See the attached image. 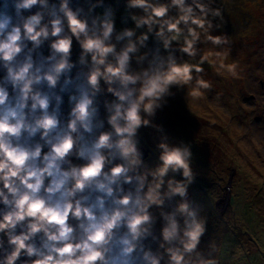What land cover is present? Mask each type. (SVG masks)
I'll list each match as a JSON object with an SVG mask.
<instances>
[{
  "label": "clouds",
  "instance_id": "clouds-1",
  "mask_svg": "<svg viewBox=\"0 0 264 264\" xmlns=\"http://www.w3.org/2000/svg\"><path fill=\"white\" fill-rule=\"evenodd\" d=\"M37 4L49 7L48 0H16L17 23L0 11V62L6 70L0 82V204L6 208L0 233L11 246L5 248L0 237V264H216L199 251L207 222L188 198L200 178L193 147L170 144L168 124L152 125L146 117L169 108L165 97L172 99L173 85L191 97L210 89L199 75L210 57L218 74H236L219 51L191 64L179 61L172 49L181 36L178 51L190 57L197 56L202 38L227 43L226 36L210 31L220 9L212 7L213 0H128L127 7L143 15L118 30L117 14L106 0H92L89 15L59 0L46 23L41 11L27 16L21 11ZM49 37H55L51 53L37 60L34 53ZM150 37L162 42L166 59L159 47L148 48ZM74 42L87 72L62 123V96L41 85L55 90L62 77V89L73 83ZM145 62L139 70L133 67ZM102 88L110 94L105 116L96 103ZM150 126L161 134L155 167L145 165L150 149L139 147L138 131ZM173 198L175 206L165 208Z\"/></svg>",
  "mask_w": 264,
  "mask_h": 264
},
{
  "label": "rangeland",
  "instance_id": "rangeland-1",
  "mask_svg": "<svg viewBox=\"0 0 264 264\" xmlns=\"http://www.w3.org/2000/svg\"><path fill=\"white\" fill-rule=\"evenodd\" d=\"M79 1L86 15H89L88 7L92 0ZM127 2L106 0L117 14L118 30L132 27V16L139 18L143 15L142 9L129 8ZM167 2L160 0V3ZM15 3L16 0H0V11L11 15L13 23L20 21ZM48 5V8H43L37 4L31 10L21 11L24 16L41 11L46 23L51 19V7H58L59 0H48ZM212 7L220 9L221 16L213 19V29L210 31L214 35L226 36L228 42L213 45L202 38L197 56L190 57L178 51L182 46L181 36L179 43L173 42L172 49L177 50L174 54L179 61L191 64H198L201 54L210 56V50L219 51L223 63L233 66L236 74H218L214 66L216 60L210 57L212 63L201 65L204 71L199 74L212 85L210 89L204 90L199 97H191L187 89L173 85L170 88L172 99L165 97L169 108L158 112L155 118H146L152 125L156 124V120L168 124L172 132L168 136L170 144L190 143L193 147V167L200 178L190 188L188 198L199 205L200 216L207 222L199 245L203 258L213 259L216 264H264V0H213ZM54 39L49 37L34 53V58L39 60L38 54L49 55L50 43ZM27 43L31 47V42ZM123 43L118 44L117 48ZM157 47L160 48V55L166 59L168 52L164 50L162 42L150 37L148 48L155 50ZM80 53L79 44L74 42L71 50V59L75 64L71 71L72 84L62 89V77L55 90H49L46 84L41 85L43 90L55 91L62 96V123L67 120L73 103L70 97L78 94L76 85L84 80L87 72V65L80 63ZM146 66L147 62L143 65L133 64L137 70ZM5 75L6 70L0 62V82ZM109 95L102 88L97 96L96 103L102 116L106 115L104 101ZM54 107L53 98L50 111ZM138 134L141 136L138 135L139 147L150 149L145 157V165L155 167L159 163L156 144L161 134L152 126L141 128ZM35 139L39 140V136ZM74 162L80 161L74 159ZM169 176L179 178L178 173L170 172ZM177 201L178 198L167 201L165 208H173ZM5 210V206L0 204V213ZM151 211L159 215L161 210L153 208ZM228 229H231V233L226 232ZM20 230L18 226L17 232ZM0 237L5 240V248L11 250L7 237L2 233ZM151 243L153 248L157 246L155 242ZM27 259L22 256L21 261Z\"/></svg>",
  "mask_w": 264,
  "mask_h": 264
},
{
  "label": "water",
  "instance_id": "water-1",
  "mask_svg": "<svg viewBox=\"0 0 264 264\" xmlns=\"http://www.w3.org/2000/svg\"><path fill=\"white\" fill-rule=\"evenodd\" d=\"M70 6L73 8L81 7L83 9L82 15H86L85 8L82 6L79 0H70Z\"/></svg>",
  "mask_w": 264,
  "mask_h": 264
},
{
  "label": "trees",
  "instance_id": "trees-1",
  "mask_svg": "<svg viewBox=\"0 0 264 264\" xmlns=\"http://www.w3.org/2000/svg\"><path fill=\"white\" fill-rule=\"evenodd\" d=\"M139 135V137H141L140 136V134H138ZM148 147V146H147ZM231 229H228L226 232H228V233H231V231H230ZM230 240V239H229ZM232 240V239H231Z\"/></svg>",
  "mask_w": 264,
  "mask_h": 264
}]
</instances>
